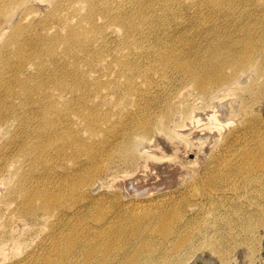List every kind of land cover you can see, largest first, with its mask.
Returning a JSON list of instances; mask_svg holds the SVG:
<instances>
[{
  "label": "rangeland",
  "instance_id": "374dc122",
  "mask_svg": "<svg viewBox=\"0 0 264 264\" xmlns=\"http://www.w3.org/2000/svg\"><path fill=\"white\" fill-rule=\"evenodd\" d=\"M56 1L0 5V264L23 258L36 245L50 242L52 229L66 230V224L81 223L83 216L88 224H98L94 221L99 207L112 224L122 219L130 224L133 215L176 212L187 225L181 242L190 235L198 250L211 240L218 243V251H230L225 258L207 254L214 264H264V227L251 235L245 230L247 224L254 225L251 218L259 215L257 207L264 208V196H249L254 192L249 187L241 191L244 183L238 179L223 181V186L235 190L236 184L239 193L213 199L201 193L203 181L220 170L216 162L220 168L235 164L232 156L230 161L217 160L227 155L226 144L238 151L264 146V1L224 0L233 5L225 16L207 11L203 0H109L113 15L125 9L133 14L142 11L148 18L149 25L139 29L135 40L103 9L91 17L86 2L64 0L55 11ZM69 29L88 30L94 40L89 46L74 42ZM247 34H254L262 49L255 52L263 68L256 78L260 93L246 92L249 80L234 92H229L232 84L225 85V92L215 89L205 98L190 79L183 80L186 77L173 66L166 71L159 61L163 50L193 52L194 42L208 62L215 45ZM41 68L48 78L46 89L38 91ZM224 71L229 74L230 68ZM54 74L56 79L51 80ZM167 103L179 112L176 120L155 126L138 140V148H126L121 155L114 152L115 132H125L133 122L129 120L145 118L136 113L139 108L151 110L147 116L152 118ZM98 116L114 131L106 150L96 148L91 155L70 145L50 144L55 132L43 130L49 122L60 127L56 133H64L73 121L76 126H70L79 136L90 139L83 119ZM90 172H96L90 189L74 196L75 181ZM20 184L34 193H58L66 207L61 223L56 216L47 223L17 214L10 187ZM258 191L264 194L263 189ZM161 239L154 235L127 248L157 250L163 261H173L178 256L167 258L168 245L161 246ZM197 264L206 263L200 259Z\"/></svg>",
  "mask_w": 264,
  "mask_h": 264
},
{
  "label": "bare ground",
  "instance_id": "6f19581e",
  "mask_svg": "<svg viewBox=\"0 0 264 264\" xmlns=\"http://www.w3.org/2000/svg\"><path fill=\"white\" fill-rule=\"evenodd\" d=\"M75 1L84 4L87 3L86 7H88V13L91 17L103 9L104 13L115 21L116 24L126 28L127 36L129 35L131 37L134 34V40L137 38L139 29L143 25H149L148 18L142 11L138 14L135 12L133 14V12H127L124 11L125 9H122L123 11L113 15L109 0H99L100 2L102 1L101 5L95 4L94 0ZM263 1L260 0V2ZM0 2V5L6 3L8 7H11L13 4L17 5L20 0H1ZM63 2L64 0H57L54 3L55 11L62 8ZM202 3L207 8V11H217L225 16L230 14L233 8L231 3L224 0H219L218 2L203 0ZM124 7L126 8V4ZM67 34L72 41L82 43L85 46H89L94 40L93 37H90L88 30L69 29ZM255 41L258 42L254 34H247L239 39L230 40L224 45H215L213 50L209 51L211 58H208V62L207 59H204L202 51L192 42L195 48L193 52L184 54L180 53L178 48H173L176 53L174 54L173 51V54H170L168 50H163L159 54V61L166 71L173 66L177 74L186 77L183 80L190 79V82L205 98L210 97L215 89L216 91L221 92L222 90V92H225V88H223L225 85L232 84L229 92H234V90L240 88L239 86L241 84L247 83L249 80L251 84L247 86L246 92L260 93L261 85L257 83L256 78L262 75L263 68L256 53L262 49ZM125 42L130 44L128 40H125ZM121 62L127 65L126 60H122ZM202 65L205 66L202 67ZM224 68H230L229 74L224 71ZM38 73L40 81L36 85V89L38 91L45 90V78L47 79L48 77H45L43 68L39 69ZM251 74L253 76L249 77ZM55 77L56 74H54L51 80L56 79ZM227 89L226 93L228 92ZM107 96L108 94L104 95V97ZM176 110L174 105L167 103L160 109L159 114L149 118L147 115L151 113V110L139 108L136 113H141L145 118L142 120H136L135 118L129 120V122H133H131V126L125 132L122 134L115 132L114 136H117V140L113 144V147L115 146L114 152L121 155L125 152L126 148H138V140L148 136L155 126L160 124L163 126L172 119L176 120L177 116H179V112ZM105 117H108V115ZM131 117L133 116H129V118ZM178 120L180 121L181 119L178 118ZM83 121L86 130L90 133V139H84L79 136L80 133H77L75 131L76 129L74 130L70 126L71 124L76 126V123L73 121L68 122L69 129L71 130L64 133H56V129L60 127H53L49 122H46L43 130L44 132L49 131L48 133L55 132V135L50 138V144L60 143V146L70 145L75 151L79 152L82 150L87 155H91L96 148L106 150L105 148L110 143L109 134L114 131L113 126L108 128L104 127V118L101 116L97 118H84ZM123 124H126V122H123ZM225 150V154L227 155L220 156L217 160L230 161V157L232 156L236 159L235 164L220 168V164L216 162L220 170L218 174H214L203 181V192L201 193L205 197L213 199L215 196L226 195L228 194L227 192L239 193L248 189L246 187H249L250 189L248 191H254L250 192L249 196L255 198L259 196L263 197L264 194H260L258 190H264V185H261L264 183V146L259 145L238 151L232 148V146H229V144H226ZM232 152L234 155H232ZM17 170H15L16 173ZM95 175L96 172H90L88 175L80 176L74 184L77 191L74 196H81L87 193L91 183L95 181ZM237 179L244 183L240 188L241 191L236 188V184L234 188L237 192L229 189L232 187L228 188L227 186H223V181L236 182ZM10 188V197L18 203V207L16 208L17 214L31 218L34 221L45 219L47 223L56 216L57 221L61 223L62 212H66V207L64 206V202L59 199L58 193L53 191L48 192L46 190L44 192L37 191L34 193L33 191H29L30 188H25L21 184L19 187L12 186ZM261 200H264V197ZM104 210L101 207L96 209V221L94 222L98 224H88V221H84L85 218L83 216L81 217V223L66 224L65 226H68L65 228L66 230L62 231L58 228L52 229L51 234L54 235L50 242L36 245L23 258L16 260L12 264H184L189 261L188 264H197L200 259H203L206 264H214L212 258L209 257L206 259L205 257L209 255L214 258V256L219 257L223 254L222 258H225L230 254L229 250L218 251V243L212 242L211 240H209V245L201 250L195 247L193 237L190 235L187 240L184 239V242H181V230L186 229L187 225L181 222L179 218L180 214L176 212H163L157 215V217L151 216L150 214L133 215L130 219V224L128 219L127 223L122 219L117 221L116 224H112L107 215H105V212H103ZM256 211L259 214L256 217L257 220L254 217L251 218L252 221L255 220L254 225L247 224L245 228L248 231V235L254 233L258 228L264 227V208L259 206ZM175 221L176 223H174ZM63 232L68 234L67 237L60 235ZM154 235L161 236L162 239L159 240L161 246H164V244L168 245V248L166 247V250L169 251L167 258L169 256L171 258L178 257L170 262L169 260L163 261L161 255L158 256L157 250L149 249L148 251H144L141 247L135 250L127 248V245L133 241L143 240L142 242L145 243ZM186 248H190L188 254L181 255ZM242 252L244 251L242 250ZM180 255L181 257L179 258Z\"/></svg>",
  "mask_w": 264,
  "mask_h": 264
}]
</instances>
